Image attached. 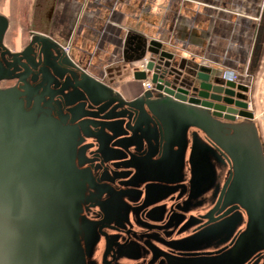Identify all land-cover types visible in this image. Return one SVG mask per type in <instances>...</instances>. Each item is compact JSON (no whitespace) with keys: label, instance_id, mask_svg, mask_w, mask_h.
Returning a JSON list of instances; mask_svg holds the SVG:
<instances>
[{"label":"water","instance_id":"water-1","mask_svg":"<svg viewBox=\"0 0 264 264\" xmlns=\"http://www.w3.org/2000/svg\"><path fill=\"white\" fill-rule=\"evenodd\" d=\"M8 23L0 13V81L15 80L0 88V195L15 191L1 203L15 210L0 215V264H89L101 241L121 257L138 219L156 226L174 199L179 224L203 195L200 230L175 249L229 246L194 264L264 257V149L245 84L142 38L137 59L149 56L132 76L154 89L125 99L51 35L33 31L11 51Z\"/></svg>","mask_w":264,"mask_h":264},{"label":"crops","instance_id":"crops-1","mask_svg":"<svg viewBox=\"0 0 264 264\" xmlns=\"http://www.w3.org/2000/svg\"><path fill=\"white\" fill-rule=\"evenodd\" d=\"M69 3L72 6L65 15L72 19V29L63 37H52L61 43L69 42L70 54L79 64H108L111 80L120 76L123 64H140L138 43L142 38L161 42L185 58L200 54L202 60L229 76L246 70L250 80L240 74L237 80L248 89L252 81L251 98L254 115L259 111L262 115L256 124L264 149V94L261 95L264 0H70ZM127 86L131 91L125 93L112 87L125 99L142 93L141 81L133 76ZM259 100H263L262 106Z\"/></svg>","mask_w":264,"mask_h":264},{"label":"flooded vegetation","instance_id":"flooded-vegetation-1","mask_svg":"<svg viewBox=\"0 0 264 264\" xmlns=\"http://www.w3.org/2000/svg\"><path fill=\"white\" fill-rule=\"evenodd\" d=\"M14 83L15 80H1L0 88L12 86ZM1 192L2 191H0V193ZM14 193L15 191L0 195V215H6L8 212L9 215H12L14 213L15 209H13L12 204L11 206L9 204H1L3 200H6L8 198L11 200V202H13L11 196H14ZM13 200H15V196L13 197ZM199 200L202 205L195 206L192 210L184 213L182 215L183 220L180 221L179 224L176 222L178 219L177 217L181 216V211L176 208L177 201H174V199L165 200L163 204H165L166 210L162 214L164 219L158 222L156 226L146 228L141 224V222L143 221L138 219V223L131 228V230H134L133 232H136L137 235L136 239L133 241V244L128 243V235H122L121 240L125 242V247H122V252H125L124 255H122L121 257L117 256L119 254L118 252H120L119 250H116L117 247L112 248L111 250L109 249V252L106 254L105 243L101 241V243H98L97 247L94 249L92 257H90L89 259V264H194L193 259L196 260L198 257L209 259V257L215 255V253L212 252L218 251L222 253L227 248H229V246L222 243H213L211 246L203 247L201 249L195 250V252H188L190 250L187 249H175L174 247L179 239H182L187 235L200 230L199 226L201 224L199 222V219L200 216L204 214L205 209L207 208L206 206H208L209 197H207V195H203V197L199 198ZM187 220L193 222L188 225V223L190 222H188ZM186 221L188 223L184 225V222ZM19 223L22 227H29L31 231H29L28 234L33 237V220L26 219L25 221L22 220ZM111 233L116 232L111 231ZM15 255L18 257V259L21 256V254L18 253H15ZM258 255L259 254L257 253V255L252 257L247 262V264H263L264 257L257 259ZM2 256L3 254L1 253L0 248V258ZM27 256L28 258L32 259L33 253L30 251ZM12 257L13 255H6V261L4 262V264H11L13 261L11 260ZM8 261L10 263H8ZM204 263L210 264V262L207 260ZM14 264H17V261Z\"/></svg>","mask_w":264,"mask_h":264},{"label":"rangeland","instance_id":"rangeland-1","mask_svg":"<svg viewBox=\"0 0 264 264\" xmlns=\"http://www.w3.org/2000/svg\"><path fill=\"white\" fill-rule=\"evenodd\" d=\"M69 2L70 0H0V13L5 15L9 21L8 28L4 35L5 45L11 51L21 50L27 44L29 35L33 31L55 37H63L65 32H70L73 27L72 19L65 15L69 6H72ZM59 10L62 11V15H59ZM53 15H55V18H52ZM64 44H66L65 41L62 42V45ZM83 65L86 70L100 80L125 93V91L130 89V87L127 86V82L131 80L132 71L139 69L140 64H136L135 66L123 64L122 73L115 80L109 78L110 70L106 67L108 64ZM121 69L122 67L120 70ZM236 73H238L237 76L240 74L250 80L251 76L246 70ZM248 86L249 89L246 94V101L249 110L254 114L255 110L251 98L252 81H249ZM140 88L141 92H143L144 87L141 85ZM262 88L264 90L263 85H261V89ZM262 94L264 93L262 92L261 95ZM259 102L262 106L263 100H259ZM261 118L262 115L260 111L257 112L256 116L254 115L255 122Z\"/></svg>","mask_w":264,"mask_h":264},{"label":"built area","instance_id":"built-area-1","mask_svg":"<svg viewBox=\"0 0 264 264\" xmlns=\"http://www.w3.org/2000/svg\"><path fill=\"white\" fill-rule=\"evenodd\" d=\"M62 47H63V49H64V51L67 53V54H69L70 53V50H71V44L68 42V43H66V44H64V45H62ZM147 56H145V57H143L142 59H141V63H140V65H139V69H141V70H144L145 69V63H146V61H147ZM238 75V73H233L232 75H231V78L233 79V80H237V76ZM141 81V85L144 87V89H143V91H145V90H153L154 89V84L151 82V80H150V78H145V79H142V80H140Z\"/></svg>","mask_w":264,"mask_h":264}]
</instances>
